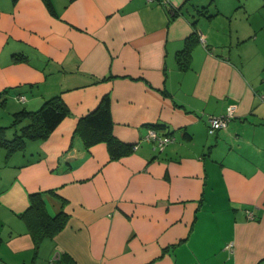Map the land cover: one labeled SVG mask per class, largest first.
Segmentation results:
<instances>
[{"label":"crops","instance_id":"1","mask_svg":"<svg viewBox=\"0 0 264 264\" xmlns=\"http://www.w3.org/2000/svg\"><path fill=\"white\" fill-rule=\"evenodd\" d=\"M238 2L0 0V125L54 96L69 111L0 147V264H264V39ZM106 94L130 148L116 159L75 132ZM32 193L67 215L37 245L19 217Z\"/></svg>","mask_w":264,"mask_h":264},{"label":"trees","instance_id":"2","mask_svg":"<svg viewBox=\"0 0 264 264\" xmlns=\"http://www.w3.org/2000/svg\"><path fill=\"white\" fill-rule=\"evenodd\" d=\"M199 37V36H198ZM23 58L15 55V59ZM5 104V98L0 92V106ZM68 108L59 96H54L43 101L41 106L34 110L20 109L12 113L11 125L20 124L25 121L19 132L9 139L6 137L8 126L0 125V147L7 151V156L22 149L27 140L46 138L68 114ZM113 122L110 112V97L103 95L97 106L82 116L75 127V132L82 137L85 148L97 142H105L111 159H116L130 151L127 144L120 142L112 134ZM152 127L160 125H151ZM27 225L35 245L44 237H49L62 229L67 215L59 212L50 215L45 208L40 193L29 195L26 208L19 214Z\"/></svg>","mask_w":264,"mask_h":264},{"label":"built area","instance_id":"3","mask_svg":"<svg viewBox=\"0 0 264 264\" xmlns=\"http://www.w3.org/2000/svg\"><path fill=\"white\" fill-rule=\"evenodd\" d=\"M199 39L203 42L200 35ZM261 98L264 99V96H261ZM19 99H24V97L20 96ZM231 117H233V106H228L227 111L224 114L209 116L207 118L208 133L213 134L217 130L225 129L228 126V122ZM144 139L154 140L157 148L161 149L166 143L172 141L173 137L168 134L159 135L156 129L149 127V129L145 133ZM248 217L253 218L254 216L252 214H249Z\"/></svg>","mask_w":264,"mask_h":264},{"label":"rangeland","instance_id":"4","mask_svg":"<svg viewBox=\"0 0 264 264\" xmlns=\"http://www.w3.org/2000/svg\"><path fill=\"white\" fill-rule=\"evenodd\" d=\"M244 2H245V0H239L238 3L241 4V3H244ZM250 2L252 3L250 5L253 6L252 7L253 10L248 12V13H246L245 15H248L250 17V19L253 21V23L255 25H258L256 30H255V32H252L254 34H252V33L251 34L252 35H256L258 33L259 38L264 39V0H250ZM240 13L241 12L239 11V14ZM17 125H20V124L18 123V124H15V125L8 126L7 130L11 128V130L13 131Z\"/></svg>","mask_w":264,"mask_h":264}]
</instances>
